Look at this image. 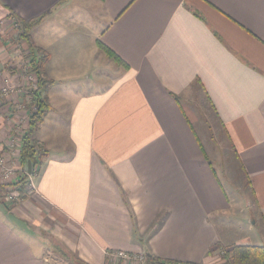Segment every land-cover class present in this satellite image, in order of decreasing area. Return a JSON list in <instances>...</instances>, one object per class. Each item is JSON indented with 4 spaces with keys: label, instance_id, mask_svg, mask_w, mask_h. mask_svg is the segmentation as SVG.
I'll list each match as a JSON object with an SVG mask.
<instances>
[{
    "label": "crops",
    "instance_id": "1",
    "mask_svg": "<svg viewBox=\"0 0 264 264\" xmlns=\"http://www.w3.org/2000/svg\"><path fill=\"white\" fill-rule=\"evenodd\" d=\"M28 44L45 55L50 109L34 189L0 201V264H140L107 250L221 264L218 244L264 245V0H0V90L29 87L14 76ZM26 91L0 95L2 153L18 129L19 157ZM216 148L256 217L232 240L217 228L235 195Z\"/></svg>",
    "mask_w": 264,
    "mask_h": 264
},
{
    "label": "trees",
    "instance_id": "2",
    "mask_svg": "<svg viewBox=\"0 0 264 264\" xmlns=\"http://www.w3.org/2000/svg\"><path fill=\"white\" fill-rule=\"evenodd\" d=\"M39 19L31 21L29 23H22L20 25V36L24 39L25 42H28V31L31 27L36 24ZM98 47L113 61L120 65L126 66L125 63L107 46L102 43H98ZM28 48L35 50L31 45L28 44ZM34 57V56H33ZM45 60L42 59L39 61V58H32L30 62L32 63L31 67L36 71L38 75L39 86L36 90L31 91V96L33 97L35 103L37 104V111L31 114L29 118V127L21 139V146L19 152V161L26 163L30 161L34 167L40 164V158L43 154V151L39 149L35 138V130L38 125L42 122L44 115L49 111L50 107L46 97L42 94L43 89L46 88L47 80H44L39 74V68L41 67L42 62ZM25 177H22V179ZM21 181V182H20ZM23 180L17 181V183H22ZM217 247L221 250L219 259L221 264H264V245H244V244H233L228 247L220 246ZM147 264H176V261L159 259L151 256H146ZM182 264H193V263H182Z\"/></svg>",
    "mask_w": 264,
    "mask_h": 264
},
{
    "label": "rangeland",
    "instance_id": "3",
    "mask_svg": "<svg viewBox=\"0 0 264 264\" xmlns=\"http://www.w3.org/2000/svg\"><path fill=\"white\" fill-rule=\"evenodd\" d=\"M31 53L32 54L35 53L34 57L39 56V61H41L45 57V55L41 51H38V50H31ZM32 54H31V57L34 58L32 56ZM23 58H24V60H26L27 56L23 55V57L21 59H23ZM30 64L32 65V63H30ZM18 65H20V63ZM37 85L39 86V83ZM42 94L44 95V89L42 91ZM217 141H218V143L220 142L219 139H217ZM218 146H219V144L217 145V147ZM5 154H6V156H8V152ZM215 154H216V159H219L220 155L222 156V158L224 160L226 158V155L224 154V152H221L218 148H216ZM226 160H227L226 164L228 166L225 167V169L223 170L225 177L221 173V170H222L220 168V166H221L220 161L221 160L215 161L214 163H215L217 174H218L223 186L225 187L227 192L230 191V189L228 190L227 188L228 187L231 188V190L233 191V193L235 195L234 196L235 199L233 201L234 202L233 211H232L231 215L227 217L231 221V224L228 223L224 227L225 229L221 228V226L218 224L217 228H218V230H219V228H220V230L222 229L221 232L224 233V236L227 239L232 240V239L239 237V236L243 237L246 233V229L249 227L248 224L254 223L255 222L254 219H256V217L254 214H252L253 210H251V208L248 206L249 202H251V197H250L251 194H250V190H249L248 186L241 179L243 174H242V171L239 167L238 162L236 160L230 161L228 157L226 158ZM230 164H232V165H230ZM16 165L18 167H16ZM23 165L19 161V157H18L17 164H11L10 165L11 168L14 170V174H15V175H13V180L10 178L9 179L3 178L2 172H0V201L1 202L7 203V204H12V201L5 199V197L7 195L14 193L17 196V197H15V199H19L22 196V192L26 193L28 191L30 184L28 182L27 176L22 174L19 171V168L21 166L23 168ZM22 177H25V179L24 178L22 179ZM19 180H23V182L21 184L17 183V181H19ZM237 204L241 205L240 210L242 213H245V214H242L237 210V208H238ZM254 228H255V231H259L261 229L260 222H257L254 225ZM118 262H120V261H118ZM220 263H221V261H220Z\"/></svg>",
    "mask_w": 264,
    "mask_h": 264
},
{
    "label": "built area",
    "instance_id": "4",
    "mask_svg": "<svg viewBox=\"0 0 264 264\" xmlns=\"http://www.w3.org/2000/svg\"><path fill=\"white\" fill-rule=\"evenodd\" d=\"M12 23L14 28H16L17 30L19 29V24L17 22V20L12 17ZM19 31V30H18ZM24 55L27 56V59L24 60L21 59V61H18V64L20 63V65L16 64L17 67L16 71H14V76L15 75H22L25 77V79H27V82L29 84L28 88H22L18 85L14 86L15 84L11 83L10 78H5L4 79V86L1 88L0 90V95L2 94H13V93H17L18 91H21V93L24 91V93H26V95H28L26 89H28L29 94L31 93V91L36 90L38 88V75L36 73L35 70L32 69L31 67V62L30 60L32 59L31 57V51L26 50L24 51ZM32 56H35V53L32 54ZM35 58H39V56H36ZM18 109H20L18 107ZM37 104L35 103V101L32 103L31 106V112L35 113L37 111ZM22 136V131L21 130H16L14 137H12V139L10 140V147L8 150V156H6V154L3 152H1L0 149V172H2V176L5 179H12L13 180V175L14 174V170L11 168V164H17L18 162V153L16 151L15 148H17L19 146V137ZM7 150V149H6ZM10 153V154H9ZM16 167H18L16 165ZM19 171L27 176L28 182L30 184V187L28 189L31 190L32 188L34 189V185L32 182V178L34 174H28L24 168L20 167ZM23 175V176H24ZM12 176V177H11ZM15 179V178H14ZM15 197H17L14 193H11L9 195H7L5 197L6 200H10L12 202H14L16 199ZM106 257L111 260L112 262H116L118 260H127V261H138V263L140 264H144L145 262V257L144 255H131L128 254L124 251L121 250H107L106 252ZM176 264H182L181 262H177Z\"/></svg>",
    "mask_w": 264,
    "mask_h": 264
},
{
    "label": "water",
    "instance_id": "5",
    "mask_svg": "<svg viewBox=\"0 0 264 264\" xmlns=\"http://www.w3.org/2000/svg\"><path fill=\"white\" fill-rule=\"evenodd\" d=\"M23 168L28 174L33 173V165L30 161H26V163L23 165Z\"/></svg>",
    "mask_w": 264,
    "mask_h": 264
}]
</instances>
